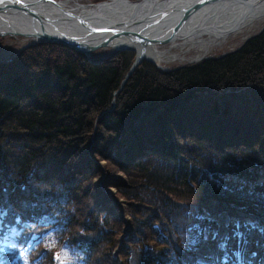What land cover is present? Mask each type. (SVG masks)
<instances>
[{
    "label": "trees",
    "instance_id": "trees-1",
    "mask_svg": "<svg viewBox=\"0 0 264 264\" xmlns=\"http://www.w3.org/2000/svg\"><path fill=\"white\" fill-rule=\"evenodd\" d=\"M129 50L93 62L69 45L30 41L0 61V264H210L196 250L222 209L224 264H264V26L196 63L162 70L144 60L122 109L99 119L93 109L120 89ZM95 125L113 158L102 155L128 176V230L106 188L87 186L94 205L78 206L90 163L99 165L96 145H84ZM177 130L186 152L173 145ZM80 146L85 156L70 158Z\"/></svg>",
    "mask_w": 264,
    "mask_h": 264
},
{
    "label": "bare ground",
    "instance_id": "bare-ground-1",
    "mask_svg": "<svg viewBox=\"0 0 264 264\" xmlns=\"http://www.w3.org/2000/svg\"><path fill=\"white\" fill-rule=\"evenodd\" d=\"M26 1L38 13L37 19L45 20L49 16L64 32L83 36L80 39L90 43L89 46L95 43V38L81 35L84 33L67 12L79 13L86 19L100 21V23L111 22L110 24L117 25V27L121 25L141 29L147 19L153 18L150 15L154 13L158 15L162 11V14L154 17V19H162L160 20L161 25L157 26V29L151 26L148 30L151 36L157 37V42L148 43L146 46L136 45L140 60L144 57H151L156 61H167L176 57H184L185 54L178 55L180 52L171 49L178 47L185 51L187 46H196L197 56H199L211 47L221 45L229 34L243 29H254L264 21V0H217L200 7L195 5L197 0H177L179 2L177 9L174 8L175 0H147L142 5L131 0H106L90 5L71 0H58L57 3L43 0ZM186 8L191 9L186 19L180 22L178 15L186 12ZM30 21V16L22 11L0 10V32L8 34H14L17 31L31 32L28 38L34 40L32 36L36 38L38 32L30 28ZM140 24H143L141 28ZM175 24L178 28L174 30L171 27ZM55 29L52 26L49 32ZM18 35L22 36V34ZM116 42L118 40L114 41ZM163 43L165 45L162 48L160 44ZM113 50L116 49L113 48Z\"/></svg>",
    "mask_w": 264,
    "mask_h": 264
},
{
    "label": "rangeland",
    "instance_id": "rangeland-1",
    "mask_svg": "<svg viewBox=\"0 0 264 264\" xmlns=\"http://www.w3.org/2000/svg\"><path fill=\"white\" fill-rule=\"evenodd\" d=\"M71 1H79L82 4L90 5V4H94V3H97V2L103 1V0H71ZM131 1L135 2V0H131ZM154 1H158V0H154ZM263 26H264V21L259 23V25H257L254 29H248V30L243 29L241 31L231 33L226 37V39L223 41V43H221V45H215V46H213V48L211 47L212 49L210 48L207 52L202 53L203 55L201 54L199 56H197L198 55V49L196 46H187L186 47L187 49L185 51L182 48L173 47L171 49L172 51H178V52H180V54H178V55H181V54L184 55L185 54L186 56L176 57L174 59H170L167 61H165V60L164 61H156V60L152 59L151 57H146V58H143L142 60H140L139 62H137V56H138L137 51L134 48H123V49H130L129 52L132 53L131 54L132 57L130 56L131 57V63H130L128 71L126 72V74L124 76V79L122 80L120 89L118 90V92L116 94H114V97H112L111 99L108 100V104L104 108L99 109L100 108V105H99L98 107L94 108L93 110H95L96 112L99 111L98 116L100 119L103 115L106 116L108 113L110 114V113H113V112H116V111L122 109L121 107L124 104L123 101L124 100L126 101L127 99H129V96L126 94V88L127 87L124 89V86H126L127 81L130 82L129 80L132 79V75H134L133 72H135V69L137 67H139L143 63L144 60H147L148 62L153 63L158 69H162V70H170L173 67L183 65V64L196 63V62H199L200 60H202L206 57L216 56L218 54H224L228 51H231V50L237 48L250 35L258 32ZM245 31H246V33H245ZM30 41H35V40H32V39L30 40V38L23 36V35L21 36L18 34H0V61L6 60V59L10 60V59H13L14 57L18 58V53H19L18 51L20 49H23V47ZM164 45H165V43L160 44V47L163 48ZM168 46H170V45H168ZM111 51H113V47H111L110 45L100 46V47H97V48L93 49L92 51H90L88 56H89V59L91 61L96 62L98 60H101L102 57L110 54ZM51 54L55 55V53H51ZM21 56H22V59L24 62L32 63L31 62L32 58H30L29 56L27 57L26 54H23ZM194 56H197V57L194 58ZM112 58L114 60H118L119 62L121 61L120 53L116 54ZM32 69H34V68L32 67ZM190 104H192V103H189V105ZM114 109H116V111H114ZM94 127H95V129H93L89 133V135L92 133V136H90V137H92L90 140L91 142L89 141L90 144L89 143L86 144L87 140L90 139V137H88V139L84 142V145H86L87 147L92 145V144L96 145V147L94 148L95 151H92L91 155L94 158V160H96V163H98L99 165H97L95 163L97 165V166H95L94 164L90 163L91 169H89V171H86L88 173L91 172L89 175L90 177L88 179L83 180L82 181L83 185L81 186V188L78 191H76L80 197V199H79L80 203L78 204V206H80L82 204L85 207L86 202H88V203L90 202V204L94 205L93 202L91 201V199L93 198L91 196L92 193L90 195H86L83 193V190L85 188H87V186H88L87 191H91V192L93 191V189L97 190V188H100V187L106 188V190L112 196V197L110 196L112 205L114 206V202L118 203V205H121V209L120 208H117V209L114 208L116 210L113 209L115 211L116 215L121 217V219H119L117 221V223L120 222L122 225V226H120L121 231L122 230H128L127 221L130 218V215H129L127 208H126V206H128V202H127L128 200L121 193L122 192L121 187L123 186V184L125 182H127L128 176L123 170H121L119 168L120 164H118L119 162H116L115 158L112 159V160H114V162H113L112 160L105 158L102 155L103 153L101 151H104L106 153L108 152V151H105V149H103L104 145L102 144V143H105L108 141L107 139H104L107 136V130L101 129V128L97 127V125H95ZM187 131L188 130H186V133H187ZM174 134H176L174 143L176 142L178 144V145L173 144L174 147H177V149L181 150V153L186 152L185 149L183 150V145L185 142L183 139L180 138V136L181 137L184 136V135H182L184 133H180V131L177 130L176 133H174ZM152 135L153 134H151V136ZM98 136L100 137L99 140H98ZM177 141H179V143ZM80 147L81 148L79 149V152H77V150H76L75 151L76 153L73 151L70 153L71 154L70 158L72 156L73 159L74 158L77 159V157L79 158V157L85 156L84 151H82L83 146H80ZM77 149H78V147H77ZM83 149H84V147H83ZM144 149H145L144 147H142V148L139 147V152L143 153ZM133 152L134 153H132V155L138 153L137 147L133 148ZM144 152H148V151H144ZM81 154H84V155L81 156ZM107 154L110 157H112L109 154V152ZM127 155L130 156L131 154H127ZM103 164L105 165V168H103V167L99 168V166L103 165ZM84 168H86V164H84L83 169ZM111 176L112 177L117 176L118 178L117 179L112 178ZM110 177L113 179L112 181L115 180V182H113V184H112V182L106 183V185L102 186V184H101L102 179H104V178L110 179ZM118 180H119V182H118ZM96 206H94V207H96ZM78 212H82V213L85 212V208L83 210L79 209ZM228 214H229V211L227 209H222L219 212L218 216L216 217L217 228L215 230V233L209 234L208 237L204 240V242L197 249V257L199 260L212 262L213 264H222V257L224 255V249L222 247V242L226 236L225 232H226V229L228 226V222L230 220V217ZM122 234L123 233L121 232L119 235L120 238H121ZM116 236H117V234H116ZM105 259L106 258L101 257V261H100L101 264H107L108 260H110L109 257H108L107 261H104Z\"/></svg>",
    "mask_w": 264,
    "mask_h": 264
},
{
    "label": "water",
    "instance_id": "water-1",
    "mask_svg": "<svg viewBox=\"0 0 264 264\" xmlns=\"http://www.w3.org/2000/svg\"><path fill=\"white\" fill-rule=\"evenodd\" d=\"M43 1L56 2V3L58 2V0H43ZM104 1L106 0H103V2ZM214 1H217V0H197V2H195V5L200 7L201 5H205V3L214 2ZM146 2L147 0H135V3H140L138 5L145 4ZM178 5H179V2L175 0L174 8L177 9ZM6 9L22 11L30 16L31 18L30 28H32L33 31L38 32V36L36 38L32 36L34 40L53 41V42H58V43H62L65 45H70L88 54L90 53L91 50L97 47H100V46L110 45L114 49L134 48L136 50L137 48L136 45L138 44H140L141 46H146L148 43L157 42L156 41L157 37L151 36L148 30H150L151 26H155L154 29H157V26L161 25L160 20L162 19L160 18L154 19V17L156 18L158 15L163 13L162 11H160L158 15L155 13L150 15V16H153V18H151L150 20L147 19L144 22L143 27H142L143 24H140L139 27L140 28L142 27L141 29H138V28L134 29V28L126 27V26L124 27L121 25L117 27V25L110 24L111 22L100 23V21H93V20L86 19L85 16L79 13L67 12L69 16L73 17L76 23L74 21L73 22L84 33L81 35H84L88 38H92V37L95 38V43L89 46L90 43H87L80 39V37L82 38L83 36L73 35L71 33L64 32L60 28V26H58L57 24H55V22L52 21L54 19L51 20L49 16L46 17L45 20L40 19V18L37 19L36 16L38 15V13L36 12V10L32 9V7L28 4L26 0H0V10H6ZM190 9L186 8L185 10L186 12H184L182 15L181 14L178 15L180 22L186 19ZM55 20L57 21L58 19H55ZM52 26H53V29L54 28L56 29L53 32H49ZM171 28L175 30L178 28V25L175 24ZM97 29H109V30L108 31H98ZM30 33L31 32L17 31L14 34H22L26 37H29L31 36ZM0 34H8V33L0 32ZM115 40H118V42H116L118 44L114 43ZM132 42L134 46L133 44H131ZM139 61L140 59L137 56V62Z\"/></svg>",
    "mask_w": 264,
    "mask_h": 264
},
{
    "label": "snow or ice",
    "instance_id": "snow-or-ice-1",
    "mask_svg": "<svg viewBox=\"0 0 264 264\" xmlns=\"http://www.w3.org/2000/svg\"><path fill=\"white\" fill-rule=\"evenodd\" d=\"M98 31H108L109 29H97ZM227 190V189H225ZM237 227H239V224L237 225Z\"/></svg>",
    "mask_w": 264,
    "mask_h": 264
}]
</instances>
